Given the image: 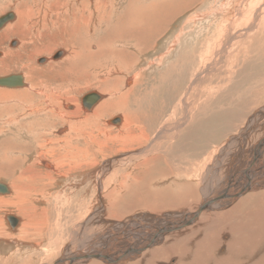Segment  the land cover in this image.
I'll return each instance as SVG.
<instances>
[{"label": "rangeland", "instance_id": "1", "mask_svg": "<svg viewBox=\"0 0 264 264\" xmlns=\"http://www.w3.org/2000/svg\"><path fill=\"white\" fill-rule=\"evenodd\" d=\"M17 1L0 0V17L9 12L16 15L13 25L6 24L0 31V77L20 74L25 81L31 82L29 86L41 91L39 95L27 89H20L22 92L15 89L2 91L5 95L0 101V130H3L0 140L11 135L9 132L14 134V152L8 157L11 160L14 158L18 169L25 170L29 166L36 177L50 172L43 161L48 164L53 157H44L34 148L42 135L41 140H51L47 150L53 148L55 153V140L60 135L57 131L60 129L62 132L65 123L54 118L48 120L45 112H42L44 115L29 114L32 106L44 105L46 109L45 99L55 102L54 105L62 109H65L64 105H72L68 99H76L79 103L80 98L90 92L101 95L100 103L120 100L126 104L131 115L140 118L141 131L148 132V140L141 145L127 143L122 146L112 140V144L108 143L110 151L105 150L107 157H97L96 164L91 168L93 179L85 183L81 184L80 179H76L79 175L70 179L52 175L51 179L55 181L51 186L47 185L50 193L46 199L50 201L47 209L50 216L62 214L61 230L64 228L60 241L52 247L54 256L51 254L47 258L48 244L53 237L47 236L44 227L41 234L35 233L33 238L38 247L14 246L0 241V264H60L59 261L69 264L68 258L80 249L85 250L87 241L94 240L93 249L98 252L103 235L115 228L135 234L125 246L121 243L112 250L114 258H119L128 249L145 245L155 228L176 227L199 205L212 202L217 195L223 196L221 202L213 200L215 203H212L207 215H200L189 226L194 231L193 235L188 231L185 236L169 243L170 247L161 244L145 246L143 251L133 253V259L127 262L136 263L138 256L154 248L155 253L149 257L151 264H167L168 261L176 264L183 254L190 264H264V0H79L92 6L102 1L101 8L107 4L104 14L108 16V22L103 24L102 29L99 26L100 30H96L92 39H88L82 30L79 35L76 33L77 37L85 36L86 39H79L75 47H79L80 51L84 43H89V46L85 45L80 51L74 67L65 62L70 59H66L67 50L61 45L70 34L71 12L67 8L53 9L61 16L57 18L51 14L45 17L42 8L36 11L31 6L32 15L18 29L25 36L17 33L6 36L5 32L18 22L13 8ZM25 1L19 0V3ZM169 8L172 12L167 14ZM136 14L153 17L152 21H156L159 32L149 41L144 37L145 25H142V36L138 34L140 32H134L139 37L128 30L129 35L127 31L116 32L122 19L126 21L128 18L130 22ZM105 36H114L115 40L108 43L104 54L109 49L114 50L121 60L117 58L116 61L113 53V60L109 56L111 61L99 55L91 58L92 42L97 43ZM12 42H15L14 46L10 45ZM17 42L20 44L17 45ZM118 49L125 54V60L117 55ZM59 51L65 52L61 60L58 58L43 65L37 63L41 58L50 59ZM94 52L96 54L97 50ZM130 55L135 58H127ZM135 74L136 78L127 83ZM11 92L16 97H12ZM69 110L73 111V108ZM120 116L121 112H113L99 121L114 132L121 124L107 122ZM40 119L41 123H51L42 128L36 124ZM26 122L36 123L30 128H21ZM34 134L40 135L36 143L31 139ZM169 136L172 138L168 139ZM26 145L30 151L23 153ZM149 152L153 154L146 155ZM144 154L149 164L138 167ZM153 155H156L155 159L151 160ZM83 170L85 167L80 168V171ZM245 180L252 187L241 192L244 188L241 184ZM9 182V179L0 178V183L7 185L11 191ZM121 182L124 188L114 192V187ZM57 192L59 196L55 201ZM10 194H0V198ZM261 194L263 197H259ZM103 197L105 203H100ZM109 197L115 198L110 205ZM33 206L38 209L36 213L45 207L40 203ZM0 209L1 222L11 237L16 226L13 229L8 227L5 216L12 215L21 224L24 223V215L17 209L12 211V207L2 206ZM35 221L43 223L45 219L41 216ZM172 231L179 233L182 230ZM74 234L79 238L76 242L72 238ZM136 234L143 236L145 241L139 243ZM91 260L95 261V258Z\"/></svg>", "mask_w": 264, "mask_h": 264}, {"label": "bare ground", "instance_id": "2", "mask_svg": "<svg viewBox=\"0 0 264 264\" xmlns=\"http://www.w3.org/2000/svg\"><path fill=\"white\" fill-rule=\"evenodd\" d=\"M26 1H28V2H26ZM26 1L21 4V3H19V0H18L17 2H15L13 4V8L15 10V13L18 16V22H17V24L15 23L16 24L15 26H12L11 28H9L5 32L6 33L5 35L6 36H10V35H14V34L17 33V34H21V36H25L22 32L19 33L18 29L22 28L24 26L25 22L29 19V16L32 15L33 10L32 9L30 10V7L31 6H34V9L36 11H37V9L39 10V9L42 8L41 10H43V13L45 14V17L47 15L50 16L51 14H54L57 18H59L61 16V13H59V12H55L54 13L53 9H56L58 11V10H62L63 8H67V11H70L71 12L70 16H71L72 20L70 22H72V23H70L71 24V29L69 31L70 32L69 37H68V39L63 40L61 42V45L64 46L66 48V50H67V53L68 54H67V58L66 59L67 60L70 59L69 62H67V61H65V62L68 64L69 67H74L75 66V64H74L75 62L74 61L77 60L78 57L81 55V52L80 51H82L83 48H84V46L85 45H88L89 43L88 44L87 43H84L85 45H83V47H82V49L80 51L78 50L79 47L77 49V47H75V46L80 42L79 39L85 38V36L88 39H90V38L92 39L93 38V34L96 32L95 29H97V26L99 25L98 10H100V4L99 3H96L95 5L92 6V5H90L91 3L89 4L87 2H83V1H79V0H75L76 1L75 3L74 2L71 3L72 0H26ZM48 4H49L50 7L48 6ZM97 4H99V5H97ZM38 5H41V6H38ZM169 6L171 7V5H169ZM171 8H169L167 10V14H170L172 12V9ZM161 14H162V12L160 13V16H161ZM13 16H14L13 20L15 21L16 20V15L13 14ZM93 16L95 17V20L92 19ZM144 16L145 15H143V17H142L139 14H136V16H134L135 19H133V20L130 19V22L128 21V18L126 19V21H123V19H122L121 22H120V24H119V26H118L119 28L117 27V29H116L117 34H119L120 31L122 33H125L128 30V31H131L133 33L134 32H140L138 34L141 35V34H143V26L142 25H145L144 26L145 27L144 37L145 38L147 37L146 40L149 41L151 39V37L152 36L153 37L156 36L158 34L157 32H159V31H158V28H157L156 21L155 20L152 21V19H154V18L153 17L150 18V16H145V17ZM101 18H103V15H102ZM140 18H141V20H140ZM161 19H162V16L160 17V20ZM13 20L7 22L6 24L13 25V22H14ZM101 20L103 21V19H101ZM92 22H94V23H92ZM6 24L0 29V31L6 26ZM139 25L142 26V27H140ZM80 30H82L84 32V35L85 36L84 37H79L78 36L79 37L78 38L77 37V34L79 35ZM128 31H127V34H128ZM131 36H129V38ZM134 36L135 37L136 36L139 37L137 34H135ZM113 37L114 36H112V37L111 36H109V37H106L105 36V37H102L101 39L99 38L97 43L94 42L93 40H91V41H93L92 42V47H91V49L93 48V50L92 51L90 50L91 53L88 51L89 54H91V58L93 56H95L94 58H96V56L99 55L98 57H104L105 59H107V58L109 59L111 57L110 59L113 60L114 57L112 58V54H111V53H113V56H115V60L116 61H118V59L121 60L122 58L116 57L114 50H111L112 51L111 52L110 49L108 48L109 50L107 51L106 54H104V52H103L104 50H106L105 48L108 47V43L110 44V41L111 40H112V42L115 40V39L113 40ZM18 42H17V45L20 44ZM80 44H82V42ZM80 44H79V46H80ZM111 45H113V44H111ZM94 50H97L96 54H95ZM60 53H61V57L59 59L61 60L63 57H65V52L64 51H60ZM102 54H104L105 56H103ZM117 55L123 56V60H125V58H124V55L125 54H123V52H120L119 49L117 51ZM127 55H129V54H127ZM130 57L132 59L135 58L133 55H130L129 57L127 56V58H130ZM59 59H57V60H59ZM57 60L54 59L53 56H51L50 59L44 58V63L43 64H47L50 61H57ZM126 60H128V59H126ZM106 61H108V60H106ZM133 62H132V64H133ZM37 63H38V61H37ZM43 64H41V65H43ZM126 65H127V62H126ZM126 65H124V66H126ZM22 77H23L24 86L21 87V88H16L15 90H17V92H18L20 89H22V90L27 89V90L31 91L32 93H34L36 95H39L40 92H41L40 89L39 88L38 89L37 88H34V86H32V85L29 86V84L31 82L29 83V81H25L24 76H22ZM135 78H136V74L131 79H128V80L126 79L127 80V83H131V81L133 79H135ZM26 82L28 83L27 85H26ZM102 84H104V83L102 82ZM28 87H29V89H28ZM6 90L15 91L14 89L0 88V93H1L0 94V101L3 100V95H5L4 93H2V91H6ZM22 90H20V91L22 92ZM14 93H16V92H14ZM95 93H97V92H95ZM26 94H28V91H27ZM97 94L100 96V99L97 102L98 105L95 107V105L97 104L96 103L95 105H93L91 107V109H86V108H84L82 106V104H81V99L82 98H80V100L78 101L79 103H77V101H75L76 99H68L69 102L72 103V105H68V104L67 105H64V108L65 109H62L61 106L60 107L55 106L54 105L55 102L49 101L48 99H45V101H44V104L46 106V109L43 108L44 105H42L41 107H36V106L30 107L31 109H29L30 110V113L28 112L29 114H32V115H42L43 114L44 115L45 113H47L45 116H46V118L48 120H50L51 118H54L55 120L56 119H59V120H61V121H63L65 123L64 124L65 126L62 127L63 129L61 128L62 129V132H60V129L57 131L58 133H60V135L57 136V138L55 140V143H56V146H57V149H56V152L55 153H53V151H54L53 148H50L49 150H47L49 148L50 144H51V142H50L51 140H47V139L41 140L42 135L40 137L39 134H34V137L31 138L32 140L34 139L33 140V143H36L37 140H39V137H40V142L38 144H36V147L34 149L36 151H38L40 154H42L44 157L45 156H47V157H49V156L53 157V160L48 162L49 165L47 163L44 164V161H43V165H45V167H49L48 170L50 172H45L44 174H41L40 175L41 177L40 176L36 177V175L34 176L33 172H31L29 170V166L27 168H25V170L18 169L19 166H18L17 162L14 161V158H13V160H11L12 158L8 157V154H11L12 151L14 152V150H13L14 149V141H13V139L14 138H12V137H14V134H12V133L9 132L8 134H11V135H8L7 134L8 135V136L6 135L7 137H4V138H2L0 140V153L2 154L0 156L1 157V159H0V178L9 179L10 180L9 184H10V187H11L10 188L11 191H10L9 188L7 187V185H5L7 187V189H8V191L11 194L9 196H6V195L4 197L1 196V198H0V207L1 208H2V206H4V207H12V208H14V210L12 209V211H15V209H17L19 212H21L24 215V218H25L24 219V223L22 222L21 224H20V220L17 218L18 221H17V224H16V229L11 232V234H13V235H11V237H10L9 234L6 233V231H5L6 229H5V227L2 224L1 219H0V241H4L7 244H13L14 246H26V245H29V247H32V248L38 247L39 244L37 242H34V239L33 238L35 237V233L41 234L42 229L44 227H46V234H47V236L53 237V240L51 242H49V244H48L49 248L47 249V252H46V254L48 255L47 258L51 254H52L51 256H54L55 250L52 251V247L55 246L56 243L60 241L61 236H63V230H64V228L61 230V226H63V225H62V222H60V220H61V217L60 216L62 214L55 213V214H53L54 216H50V214H49L50 211L47 209V206L49 205L48 203L50 202V201L46 200V199H48L50 197V193L48 192L47 185H50L51 186L52 185V182L55 181L54 178L51 179L52 178V175L53 176L54 175L55 176H59L58 178H60V179H70V178H72L71 176L75 177V176H78L79 175V177H77L76 179L77 180L80 179L81 184H82V182L85 183V181H87L89 179H93L92 176H91V174H92L91 168H92V166H94L96 164L97 157H101V158L107 157V154H106L105 150L107 149L108 151H110L109 150V147H108V143H110L112 140L113 141L115 140V142L120 143L119 146L126 145L127 143L128 144L141 145V143H145L148 140L147 139L148 138V136H147L148 135V132L145 133V132L141 131V128H140V125H141L140 118L137 117V116L131 115L130 114L131 112H129V110L126 109L127 108L126 104H124L120 100H118V101H105L103 103H100V102H102V97H101V95L99 93H97ZM10 95H13V93L10 94ZM22 95L23 94H21V96ZM12 97H16V95L14 94ZM28 98H27V100H29ZM122 101H123V99H122ZM22 108H24V106ZM72 108H73V111L72 110L71 111L70 110L67 111V109H72ZM74 108H76V110H74ZM42 112H45V113H42ZM80 112H84L85 115L83 116V114L80 113ZM113 112H121L122 113V116H120V117H114V118H118L119 119V123L121 124L120 127L117 128L118 130L117 131H114V132L112 130H109L108 127H106L104 124H100V121H99V120L103 121V118L105 116H107L109 114H112ZM89 113H91V114L89 115ZM48 115H51V116H48ZM28 117H29V115H28ZM136 117H137V119H136ZM1 121H2V119H1ZM110 121L111 120H109L107 123H111ZM4 122H6V121H4ZM33 123H36V122H29V124L26 122L23 126H21V128H23V127H29L30 128L31 125L33 126ZM50 123H51V121H45V122L41 123V119H40L38 121V123H36V124H38L37 126H41L42 128H45V127L47 128V126ZM2 124L4 125L3 122H2ZM6 124H5V126H6ZM101 126H103V127L101 128ZM142 130H144V129H142ZM1 131H3V130H0V134H2ZM58 133H57V135H58ZM165 135H168V134H165ZM169 138H172V136H169L168 139ZM159 140H160V138H159ZM112 143L113 142H111V144ZM161 147H163V146L161 145ZM22 151H23V153H27V152L30 151V147L26 145V147L23 148ZM159 151L157 153H159ZM151 153L153 154V152H149V154L147 153L146 155L151 156L152 155ZM154 154H156V152ZM16 155L18 156V154H16ZM155 156L156 155H153V157H150L151 160L152 159H155L154 158ZM146 157H145V154H144V156H143L144 159L141 158V159H143V161L141 163H139L138 167H141L143 165L146 166V165L149 164L148 158H146ZM81 167H85V170L80 171V168ZM45 170L48 171L47 169H45ZM53 170H54V172H53ZM38 175H39V173H38ZM126 177H127V175H126ZM41 182H43V183L40 184ZM80 182H78V183H80ZM90 185H91V183H90ZM92 185L95 186L94 181L92 182ZM241 185H243V187H244L241 190V192H245V190H248L249 188L251 190V187L252 186H250L248 180H245ZM35 186L38 187V190H36L34 188ZM103 187H104V183H103ZM123 188H124V183L121 182L118 185H116V187H114V192H117V191H119V190H121ZM253 189H255V188H253ZM248 195H250V194H248ZM262 195L263 194H261L259 197H261ZM53 196H55V195H53ZM58 196H59V192H57V194L55 196V201L58 199ZM60 196H61V194H60ZM224 197H226V196H224ZM236 197H238V196H236ZM221 198L223 199V196L222 195H217L216 197L213 198V200H218L217 202H221L220 201V200H222ZM104 199L105 198L103 197V199L100 201V203H103V202L105 203V200ZM109 200H110L109 201V205H110L111 203H113V200H115V198H112L111 199V197H109ZM213 200H212V202L207 201L204 204L199 205V207L196 208V210L193 213L191 212V215L188 218L185 219V218L182 217L185 220L179 222L178 225H176V227L172 226L170 228H164L163 230L162 229L155 228L154 233L152 231L153 234H151L152 235L151 236V239L149 241H146L144 243L145 245H143V246L142 245H139L140 248H131V249H128V250L124 251L122 253V256H119V258L118 257L114 258L113 253H111L112 250L113 249L114 250L117 249V247H119L120 245H122L121 243H123L122 246H125V244H127L128 241L130 240V238H133L135 236V234H133L132 232H130V230L129 231L128 230H125L123 232V230L121 228H115V229H112L111 231H108L106 233V235H103L101 247L99 248L98 252H95L94 249H93V247H94V244H93L94 240L93 241H91V240L90 241H87V243L85 244L86 249L85 250H81L80 249L79 252L74 253L72 256H70L68 258L69 259V262L68 263L69 264H147V263L148 264L149 263L151 264V262H152L151 260L152 259H150L149 257H151L153 255V253H155L154 252V248H152L150 250L148 249L149 252H147V253L144 252L143 254H141L140 257L138 256L137 257L138 260H137L136 263H133L134 261L133 262L131 261L130 263H128L127 261L133 259V256H134L133 253H136L137 254L138 252H141V250L143 251V249L145 248V246H150V245L153 246V244H155V245L161 244L162 246L170 247L168 245L169 243H171L172 241L174 242L175 240H178L176 238L179 237V236H183L184 234L186 235V233L188 231H189V234L193 235L192 233H194V231L193 230H190L191 228H189V226L191 224H193L200 217V215H204V216L207 215V212H209L210 209H211L210 206L214 202ZM258 201H259V198H258ZM246 202H248V201H246ZM35 203H38V204L40 203V204L45 205V207L42 208L41 211H39L40 213H36V212H38L37 211L38 209H36L37 207L35 208L33 206ZM92 203H94V201ZM241 204L243 205V203H241ZM102 205L105 208V204H102ZM141 205H139V206H141ZM261 205H260V207H261ZM87 206H88V208L90 210L91 207L89 205H87ZM139 206H138V208H139ZM184 206H185V203H184ZM57 208H58V206H57ZM140 208H143V207H140ZM239 208H238V210H239ZM245 210H247V209H245ZM248 210H250V209H248ZM156 215H157V213H156ZM156 215L154 217H158ZM255 215L257 216V214H255ZM41 216L44 217L45 222H43V223H37L35 221V219L38 218V217H41ZM233 217H234V215H233ZM235 219H236V217H235ZM65 222H67V221L65 220ZM237 223H238V221H237ZM6 225L8 227H10V225H8V222H6ZM84 228L86 229L87 226L84 227ZM172 230H177V231L178 230L179 231L182 230V231L179 232V233H175L176 231H172ZM31 231H33V232H31ZM195 234H196V232H195ZM216 234H218V233H216ZM214 236H216V235H214ZM136 237L139 240V243H141L142 241L143 242L145 241L144 240V237L141 236V235H137ZM161 237H164V238H161ZM72 238H74V240L76 242V240H77L78 237L75 236V234H74V236ZM167 238H170L172 240H168ZM186 238H187V236H186ZM163 239H164V241H163ZM165 239H167L168 241L166 240L167 241L166 242ZM253 239H254V237H253ZM247 240H249V239H247ZM79 241H81V237H80V240ZM214 242H215V240H214ZM233 242L235 243L236 241H233ZM179 245L180 244H178V246ZM217 246H218V244H217ZM72 249H74V248H72ZM76 249H74V250H76ZM168 250H171V249H168ZM49 251H51V252H49ZM118 251H120V250H118ZM116 253H118V252H115V254ZM157 254H159V253H157ZM185 256L186 255L183 254V256L179 257L178 262L176 264H190V262L187 260V258ZM92 257L95 258V261L96 262L91 260ZM226 257H227V255H226ZM181 258L184 259V260H181ZM97 261H99V262H97ZM183 261H184V263H183ZM226 261H228V259ZM226 261H225V263H226ZM59 263L60 264H65L64 261H59ZM171 263H173V261H168L167 264H171ZM227 263H229V262H227Z\"/></svg>", "mask_w": 264, "mask_h": 264}, {"label": "water", "instance_id": "3", "mask_svg": "<svg viewBox=\"0 0 264 264\" xmlns=\"http://www.w3.org/2000/svg\"><path fill=\"white\" fill-rule=\"evenodd\" d=\"M14 18L13 14L11 12L5 14L4 16L0 17V29L9 21H12ZM11 46L15 45V42H12L10 44ZM61 57L60 51L55 53L53 55L54 59H58ZM39 64L44 63V58L39 59ZM24 86L23 77L20 74H14V75H8L5 77H0V88L5 89H16L21 88ZM100 99V96L95 92H90L86 95H84L81 99V104L86 109H91L93 105H95ZM112 124H118L119 119L114 118L110 121ZM9 191L5 184L0 183V194L4 195L7 194ZM6 221L10 225L11 228L15 227L17 224V218H14L12 215L5 216Z\"/></svg>", "mask_w": 264, "mask_h": 264}, {"label": "crops", "instance_id": "4", "mask_svg": "<svg viewBox=\"0 0 264 264\" xmlns=\"http://www.w3.org/2000/svg\"><path fill=\"white\" fill-rule=\"evenodd\" d=\"M99 4H100V6H101V4H103V2L101 1V2H98ZM99 4H97V5H99ZM105 5H107V4H105ZM105 5H104V7H100L101 9H103V10H98V18H99V25L97 26L98 27V29H95V30H100V27H101V29H102V27H103V24H105L106 25V23L108 22V16L106 15V14H104L105 13V10H106V7H105ZM102 15H103V18H101L102 17ZM122 17V16H121ZM101 19H105V20H101ZM105 21V22H104ZM100 26V27H99ZM106 27L107 26H105V30H106ZM108 33V32H107ZM142 46H144V45H142ZM145 47V46H144ZM47 168V167H46Z\"/></svg>", "mask_w": 264, "mask_h": 264}]
</instances>
